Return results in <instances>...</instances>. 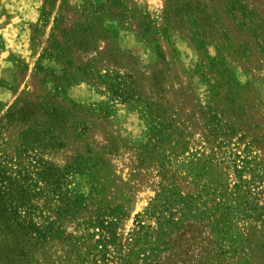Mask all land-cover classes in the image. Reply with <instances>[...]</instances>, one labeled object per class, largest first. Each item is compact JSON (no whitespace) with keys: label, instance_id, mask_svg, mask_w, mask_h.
<instances>
[{"label":"rangeland","instance_id":"obj_1","mask_svg":"<svg viewBox=\"0 0 264 264\" xmlns=\"http://www.w3.org/2000/svg\"><path fill=\"white\" fill-rule=\"evenodd\" d=\"M0 163V264H264V0H0Z\"/></svg>","mask_w":264,"mask_h":264},{"label":"trees","instance_id":"obj_2","mask_svg":"<svg viewBox=\"0 0 264 264\" xmlns=\"http://www.w3.org/2000/svg\"><path fill=\"white\" fill-rule=\"evenodd\" d=\"M31 191L25 184L14 180L4 164L0 163V211L3 214L5 231L17 240L19 246L26 248L30 240L45 239L52 232L50 227L36 224L34 208L28 200ZM18 246V247H19Z\"/></svg>","mask_w":264,"mask_h":264}]
</instances>
